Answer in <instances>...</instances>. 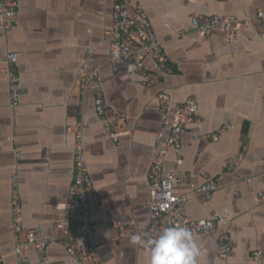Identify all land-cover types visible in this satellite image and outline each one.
<instances>
[{
  "label": "crops",
  "instance_id": "0c3cea01",
  "mask_svg": "<svg viewBox=\"0 0 264 264\" xmlns=\"http://www.w3.org/2000/svg\"><path fill=\"white\" fill-rule=\"evenodd\" d=\"M16 1L18 26L5 31L0 23V257L18 264L11 210L17 173L25 230L38 229L53 240L48 264H72L57 222L65 216L75 174L74 129L82 123L93 193L100 199L92 220L102 264H147L146 252L130 237L144 234L151 219L148 176L160 125L157 95L163 91L174 105L194 98L200 106L201 123L190 126L185 136L182 166L177 168L174 152L165 160V174L182 178L175 193L189 195L182 211L193 220L220 214L225 222L219 231L232 237V253L222 260L211 235L195 236L202 249L200 264H264V41L258 19L263 0H139L166 56L163 64L145 60L152 87L134 64H111L116 0ZM136 5L130 2L133 17ZM199 15H233L243 26L233 41L203 36L191 23ZM8 52L21 54L16 109L4 71ZM85 62L100 68L107 118L121 133L117 142L99 120L93 90L81 93ZM221 128L216 142L192 140L195 131ZM244 148L245 160L234 171L225 170L224 162ZM202 172L224 176V187L210 200L195 191L206 181ZM123 218L133 221L124 227L127 233L117 226ZM20 239L26 240L25 231ZM27 257L30 264H41L34 249Z\"/></svg>",
  "mask_w": 264,
  "mask_h": 264
},
{
  "label": "built area",
  "instance_id": "2783aa9c",
  "mask_svg": "<svg viewBox=\"0 0 264 264\" xmlns=\"http://www.w3.org/2000/svg\"><path fill=\"white\" fill-rule=\"evenodd\" d=\"M132 0H116L113 8V27L111 31L110 61L115 68L122 63H132L144 78V84L153 86L152 77L146 70L145 60L151 59L159 64L166 61L164 46L159 40L156 30L145 11L143 4L137 1L136 14L133 17L130 9ZM19 4L16 0H0V23L5 31H9L19 24ZM258 19L261 22V38L264 41V0L263 7L258 10ZM196 32L203 36L223 35L229 41L235 40L236 33L243 26L242 21L233 15L209 16L199 15L191 20ZM136 36L140 41L136 39ZM21 54L8 52L5 56V73L8 77L10 101L13 109L19 107L21 102L22 76L17 70V64ZM83 74L81 93L85 95L89 89L94 92L95 111L101 124L117 142L121 133L116 132L107 118V105L105 92L101 81V71L98 66L90 68L87 62L81 68ZM160 125L156 135V150L153 156L149 172L150 198L148 209L150 211V223L144 234L146 237H155L168 226L180 224L188 227L194 236L209 234L218 243L219 256L227 260L232 253V237L227 232L219 231V224L225 222L223 216L215 213L211 219L193 220L186 216L182 207L189 200V195H178L175 189L182 184V178L176 174H165V160L170 152L177 157V168L183 164V149L185 136L189 127L201 123L200 106L196 99L189 98L186 101L174 105L170 94L159 92ZM120 121H123L120 119ZM84 124L75 127V174L68 193L65 216L57 222L62 230V243L72 264H102L97 244L96 231L92 220L94 206L100 204L99 196L93 193V180L88 167L86 155L87 136L84 133ZM225 130L221 128L217 133H197L195 131L192 140L213 141L219 140L220 134ZM247 155L244 148L236 158L224 162V169L234 171L242 163ZM19 158L20 154L16 153ZM205 183L195 189L210 200L214 193L224 187V176H209L202 172ZM252 180H249L251 183ZM21 178L16 173L13 176V195L11 200L12 229L15 240V255L18 264H30L27 257L29 249H34L41 256V264H48L45 256L53 240L42 236L38 229L24 228V217L20 194ZM133 221L123 218L117 222V226L124 232L125 226ZM25 231L26 240L21 241L20 235ZM129 233V231H128ZM262 252L254 254L255 262H259ZM0 264H7L0 257Z\"/></svg>",
  "mask_w": 264,
  "mask_h": 264
},
{
  "label": "clouds",
  "instance_id": "9594fccd",
  "mask_svg": "<svg viewBox=\"0 0 264 264\" xmlns=\"http://www.w3.org/2000/svg\"><path fill=\"white\" fill-rule=\"evenodd\" d=\"M130 243L146 252L147 264H200L202 258L193 232L180 224L163 228L155 237L133 234Z\"/></svg>",
  "mask_w": 264,
  "mask_h": 264
}]
</instances>
